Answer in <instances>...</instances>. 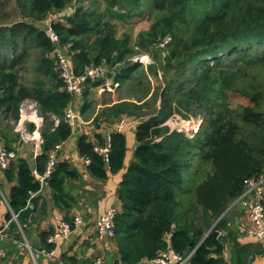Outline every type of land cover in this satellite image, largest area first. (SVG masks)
Masks as SVG:
<instances>
[{
	"label": "trees",
	"instance_id": "trees-1",
	"mask_svg": "<svg viewBox=\"0 0 264 264\" xmlns=\"http://www.w3.org/2000/svg\"><path fill=\"white\" fill-rule=\"evenodd\" d=\"M14 1L11 12L18 19L0 20V111L16 120L19 102L32 99L39 105L43 123L34 165L18 157L2 170L8 181L16 178L8 197L12 212L23 209L31 194L40 189L32 167L42 173L49 153L72 132L64 121L72 96L62 88L56 60L50 56L55 46L47 28L57 34L59 49L75 73H82L88 65H105L117 72L113 76L119 87L125 85L131 72L142 67L129 60L137 53L136 46L154 61L147 74L150 71L156 76L160 68L167 67L172 78L165 79L156 112L135 124L134 151L117 187L120 205L112 239L119 261L137 264L171 247L183 256L192 251L188 264H225L222 237L212 233L226 231L224 237L232 242L223 213L240 195L244 179L264 176V0H105L103 13L83 7L81 0ZM7 3L0 1L1 11L5 12ZM143 8L154 17L153 22L133 42L126 33L117 37L113 23L105 18L107 13L125 19ZM65 9L68 12L60 15ZM57 13L45 27L36 25ZM30 45L40 51V57L27 85L20 83L19 68L28 58ZM233 56L242 62L241 75L246 81L236 90L241 102L231 107L223 90L229 87V73L218 70L216 74L214 69ZM189 65L193 79L180 80ZM141 74L146 76L143 71ZM88 86L98 87L99 81L88 82ZM151 89L147 81L143 92L133 91L134 101L115 102L104 107L102 115L111 124L122 114L142 117L139 110L146 106ZM189 110L193 115L203 114L192 137L164 125L173 113L188 118ZM52 115L58 119L56 124ZM127 126L133 127L128 122ZM33 128L28 124L29 131ZM123 132L110 134L107 160L94 151L95 144L86 135L79 136L77 153L89 159L90 176L103 180L120 171L126 152ZM95 137L102 146V136ZM75 177L77 171L70 164L57 162L46 180L54 203L61 209L70 206L73 198L65 183ZM5 219L14 229L11 212ZM48 235L40 234L41 248H51L45 242ZM233 243L234 264H248L251 255L264 254L260 244Z\"/></svg>",
	"mask_w": 264,
	"mask_h": 264
},
{
	"label": "crops",
	"instance_id": "crops-1",
	"mask_svg": "<svg viewBox=\"0 0 264 264\" xmlns=\"http://www.w3.org/2000/svg\"><path fill=\"white\" fill-rule=\"evenodd\" d=\"M108 78L114 81L112 72ZM113 92L111 94H114ZM125 98H112L111 102L105 103V107ZM88 106L90 107L85 104V99L81 95L72 96L68 107L81 118L83 124L72 128L69 139L59 144V149L55 151L58 162H67L77 171V177L65 183L66 191L73 198L68 202L69 208L61 209L54 203L52 190L46 181L40 185L39 191L33 196L35 197L34 205L28 221L17 219L14 229L10 228L11 225L8 226L9 236L5 239L4 247L0 248L2 251L0 264H92L95 257H100L105 264H114L115 260H118L117 264H121L114 240L108 236L99 237L94 224L96 219L108 209L116 211L119 209L117 187L134 151L135 125L123 129L126 152L120 171L108 174L106 179H96L90 176L87 164L83 157L77 153V140L80 135L84 134L95 144L97 142L95 135L99 134L103 138L111 123L106 124L103 121L100 122V119L97 120V110L93 107L92 112L88 113ZM99 106L97 105V108ZM0 145L15 149L18 157L26 159L31 165H34L35 157L40 152L31 141L21 140L12 125L5 127L2 123H0ZM32 171H35L34 167H32ZM15 183V176L11 181H8L4 176V171L0 170V227L8 223L5 219L6 213H14L9 207L8 197L11 186ZM241 206L243 205L235 200L224 212L228 221L226 227L233 234L232 242L224 237L225 235L222 237L225 239L222 251L225 264H234L233 240L238 245H259L257 239L246 231L248 224L245 219V209H242ZM76 216L80 218L81 222L73 227L68 237L57 240L51 246L54 249L52 256L43 255L40 252V234L42 232L50 234L54 231L58 221L66 220V218L72 221ZM235 219L237 220L235 221ZM222 232L226 233V231ZM22 242H27L30 249L21 245ZM166 242H168V238H166ZM187 262L184 264H188ZM137 264L151 263L147 259H142ZM248 264H264V254L251 255Z\"/></svg>",
	"mask_w": 264,
	"mask_h": 264
},
{
	"label": "built area",
	"instance_id": "built-area-1",
	"mask_svg": "<svg viewBox=\"0 0 264 264\" xmlns=\"http://www.w3.org/2000/svg\"><path fill=\"white\" fill-rule=\"evenodd\" d=\"M48 38L50 42L55 46V49L50 53L52 58L56 60V67L58 70L59 78L61 79L62 88L71 96L82 95L88 82L99 81L98 90L113 92L118 86V82L111 81L108 78V73L111 71L105 65H88L84 68L82 73H75L70 64L68 63L64 53L59 49V38L57 34L50 28H47ZM164 41L159 46H164ZM58 46V47H57ZM129 60L133 63L140 65H149V55L146 53L137 52L132 55ZM52 119L56 124L58 119L52 115ZM64 121L71 127L75 128L83 124L81 118L76 116L70 107L64 112ZM15 131L18 132L20 139L26 142L31 141L35 147L40 150V144L42 139L39 134V128L43 123V116L39 109V105L32 99L25 98L18 104V116L14 121ZM127 120L125 118H118L107 129L103 137V145L100 146L97 142L94 145V151L102 154L104 160H107V152L110 147V134L112 132H121ZM28 124H33V130H28ZM167 125V122L164 124ZM176 129L181 131L182 129ZM59 144L54 147L48 155V160L45 164L42 173H34L35 179L42 185L52 174L56 163L58 162L55 151L59 149ZM18 158V153L15 149H7L0 145V170H6L10 165ZM85 163H89L88 158H83ZM34 194H31V197ZM241 203L245 209V219L248 224L246 229L247 233L253 235L261 247L264 248V176L248 177L243 180V188L236 199ZM116 214L115 209H108L104 214L100 215L95 221V231L99 237L108 236L112 238L114 236V217ZM12 221L17 222L15 213H12ZM81 222L78 216L74 217L72 221L60 220L58 221L54 231L50 233L45 242L53 245L57 240L66 238L70 235L73 227ZM8 226L9 221L5 225L0 227V239L8 238ZM225 234L222 231L218 232V236L223 237ZM21 245L30 249L27 242H22ZM0 249V255H1ZM40 252L45 256H52L54 249L41 248ZM192 251L187 255H180L171 247H167L165 250L159 251L157 255L149 259L151 264H184L188 261ZM148 260V259H147ZM92 264H105L100 257H95Z\"/></svg>",
	"mask_w": 264,
	"mask_h": 264
},
{
	"label": "rangeland",
	"instance_id": "rangeland-1",
	"mask_svg": "<svg viewBox=\"0 0 264 264\" xmlns=\"http://www.w3.org/2000/svg\"><path fill=\"white\" fill-rule=\"evenodd\" d=\"M2 1V0H0ZM8 3L5 8V12L0 9V20L3 22L9 21L12 22L15 19L17 20L18 17H14V14H12V10L14 8L15 1L14 0H6ZM75 1V0H73ZM78 3V2H75ZM79 4H82L85 8H91V9H98L99 13H103L107 2L105 0H81ZM115 9V7H113ZM117 11V9H115ZM14 11V10H13ZM68 12V9H65L61 11L59 14L63 15ZM7 14L4 16V14ZM105 13V12H104ZM57 14H54L52 18L49 16L48 19L44 20L42 23H35L36 25L42 27H45V25L49 24L53 19H55ZM105 18L109 19L111 23L114 25L115 29V35L118 37L122 35L123 33L129 34L131 37V41L133 42L136 38L137 34L140 31H145L149 28L150 24L153 22L154 17H149L148 10L146 8L141 9V12L135 11L133 15L129 16L127 15L125 19L118 18L116 16H109L107 13H105ZM12 20V21H11ZM182 31H180L181 33ZM136 52L141 53H147L140 51L138 47H134ZM226 54H223L221 57H224ZM40 57V51L34 47V45H30V49L28 50V58L23 64L22 68H19V74L20 76V83L27 84L31 82V79L34 77V68L35 65H37L38 59ZM10 59V56H8V60ZM150 62L149 65L154 63L151 56H149ZM228 63V64H225ZM143 67V68H142ZM139 66V68L133 72H131L130 77L127 78L125 85L122 87H117L114 94H111V92L108 91H99L98 87H92L89 86L85 87L88 88L87 94L84 97L85 98V104L90 105L88 106V113L92 112L91 109L93 107L95 110H97V120L100 119V122H105L106 124H110L105 117L102 115L103 109L105 107L106 102H111L113 99H120L122 97H126L125 99H122V101H134L133 98V91L139 90V92H143L147 81H150L151 86L153 89L150 90L149 94L147 95L146 99H148L146 102V106L139 110L142 117L135 118L134 116H128L126 114H122L119 116L122 118H125L131 126H134L138 121L144 120L150 115L154 114L156 112V109L160 105V99H159V92L163 89V85H165V79L166 78H172V71L168 70L167 67L160 68L157 71V75L154 76L152 72L148 71L147 74V68L148 65ZM147 69V70H146ZM192 69V65H189L188 68H186V72L183 74V76L180 78V80L190 77L191 80L193 79V76H189L190 70ZM218 70H224L227 71L229 74L227 75L228 78H230L229 87L224 90L225 98L227 99V103L234 107L235 105L239 104L241 102V98H239L238 93L236 92L237 87L242 85L246 81V77L242 76L241 73L243 70V64L236 58L231 57L228 62H223L222 66L215 68L214 71L217 74ZM141 71L146 74L144 77L141 74ZM150 72V73H149ZM114 75L117 73L116 71L113 72ZM149 75V76H147ZM150 79V80H149ZM179 81L178 79H176ZM188 87V85H186ZM222 90V91H223ZM121 91V92H120ZM154 92V97L150 98V94ZM120 97V98H118ZM139 104V103H138ZM97 105H100L99 108H97ZM92 107V108H91ZM194 107H192V110ZM192 110L187 111V114H189L188 118H182L177 113L171 114L164 122V124L167 122V126L171 128H177L182 129L183 133L187 137H192L194 133L199 129L200 124L203 121V114H196L193 115ZM118 119V117H117ZM116 118L112 121L114 122L117 120ZM106 120V121H105ZM14 119L10 115V113H7L5 116L0 111V123L5 125V127L12 125L14 127ZM15 130V128H14ZM176 130V129H175ZM16 132V131H15ZM18 134V132H17Z\"/></svg>",
	"mask_w": 264,
	"mask_h": 264
},
{
	"label": "water",
	"instance_id": "water-1",
	"mask_svg": "<svg viewBox=\"0 0 264 264\" xmlns=\"http://www.w3.org/2000/svg\"><path fill=\"white\" fill-rule=\"evenodd\" d=\"M111 73H108V76L110 75ZM34 198L35 197H30L29 199H28V202H27V205L23 208V209H21V210H19L17 213H16V217H17V219L18 220H25V221H28V218H29V215L31 214V212H32V205H33V202H34ZM241 208L243 209L244 207L243 206H241ZM226 211V210H225ZM224 211V212H225ZM224 214V213H223ZM237 219H235V221H236ZM213 235H215V236H217L218 235V232H213L212 233ZM224 238H222V242H224ZM4 243H5V239H3V238H1L0 239V248H3L4 247ZM193 245V242L191 241L190 243H189V246L191 247ZM118 263V260H115V262H114V264H117Z\"/></svg>",
	"mask_w": 264,
	"mask_h": 264
}]
</instances>
